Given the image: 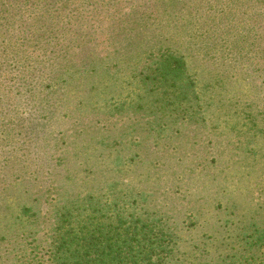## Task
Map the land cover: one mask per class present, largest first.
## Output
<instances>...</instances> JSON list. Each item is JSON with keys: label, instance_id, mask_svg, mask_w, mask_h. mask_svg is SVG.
Returning a JSON list of instances; mask_svg holds the SVG:
<instances>
[{"label": "rangeland", "instance_id": "rangeland-1", "mask_svg": "<svg viewBox=\"0 0 264 264\" xmlns=\"http://www.w3.org/2000/svg\"><path fill=\"white\" fill-rule=\"evenodd\" d=\"M8 4L6 18L1 20L6 22L0 25V49L9 35L39 47L46 23L64 15L72 21L81 19L86 32L98 37L97 50L88 51L84 61L95 54H114L107 50L105 36L112 21H98L110 7L53 4L52 0H9ZM186 22L192 21L151 24L131 41L135 52L141 53L167 37L178 41L197 77L203 119L182 125L170 135L142 132L116 139L102 107L132 94V79L116 66L100 78L97 74L82 77L99 89L72 97L70 106L80 103V109L66 119H52L49 130L42 118L33 117L38 125L34 138L52 140V171L58 169V173L52 174V180L42 179L33 186L20 183L6 192L1 203L7 201L10 209L8 215L0 213L1 264H51L55 207L63 205L68 193L82 182L103 189L116 182L124 191L133 189L136 196L129 199H137L133 209L143 216L148 211L156 213L173 230L174 260L180 264H264V242L253 243L255 230L264 229V76L248 75L245 70L238 73L231 59L218 64L203 52L186 50L184 43L190 39L183 29ZM34 23L37 27H30ZM200 33L191 34L192 38ZM117 36L120 39L119 32ZM32 49L28 46L26 54ZM21 103H29L27 96L21 97ZM248 113L256 118V125ZM132 122L120 120L116 125ZM103 139L117 143L107 147L101 144ZM39 157L30 165H40L43 155ZM24 206L35 215L33 211H29L31 217L24 215ZM11 215L18 216L19 229L10 230L7 225Z\"/></svg>", "mask_w": 264, "mask_h": 264}, {"label": "trees", "instance_id": "trees-1", "mask_svg": "<svg viewBox=\"0 0 264 264\" xmlns=\"http://www.w3.org/2000/svg\"><path fill=\"white\" fill-rule=\"evenodd\" d=\"M8 2L0 0V25L6 22L1 20L4 15L6 18ZM52 3H72L78 7L100 4L113 9H107L98 21H112L105 36L107 50L115 56L95 54L89 62L84 61L88 51L97 50L98 37L86 32L81 19L72 21L64 15L46 23L47 32L39 47L25 41L20 43L14 35L1 41V214L8 215L10 209L7 201L1 203L8 190L20 183L33 186L42 179L52 180V174L58 173V169L52 171V140L34 138L38 125L33 117L42 118L45 130H49L52 119H66L80 109V103L75 108L70 106L72 97L99 89L96 84L80 80L84 76L97 74L100 78L116 66L126 70L132 79V94L102 107L111 126L108 130L118 135L116 139L129 134L133 138L142 132L170 135L182 125L203 119L197 77L191 72L188 55L179 49L177 40L167 37L166 41L149 44V49L142 53L135 52L131 39H136L133 36L145 32L151 24L192 21L183 23L184 32L190 36L184 43L186 50L203 52L218 64L231 59L238 73L245 70L248 75L258 72L264 76V0H52ZM29 25L37 27L36 23ZM200 31L197 38H192L191 34ZM28 46L34 48L29 55ZM22 96H27L28 104L21 103ZM248 116L256 125V118L251 113ZM120 120L134 122L117 126ZM116 143V140L101 141L107 147ZM40 154L42 163L31 166L29 161L36 163ZM82 184L68 193L63 205L55 207L51 264H180L174 260L173 230L156 213L148 211L143 216L133 209V203L137 202L136 198L129 200L136 196L133 189L124 191L116 182L106 189ZM22 211L32 216L31 207L24 206ZM11 216L12 222L7 223L10 230L19 229L18 216ZM260 242H264V229L255 230L253 235V243Z\"/></svg>", "mask_w": 264, "mask_h": 264}]
</instances>
